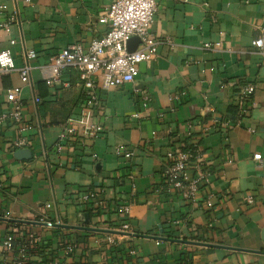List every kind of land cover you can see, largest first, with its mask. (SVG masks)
Returning a JSON list of instances; mask_svg holds the SVG:
<instances>
[{
	"label": "crops",
	"instance_id": "obj_1",
	"mask_svg": "<svg viewBox=\"0 0 264 264\" xmlns=\"http://www.w3.org/2000/svg\"><path fill=\"white\" fill-rule=\"evenodd\" d=\"M113 1L0 0L6 6L0 24L13 18L9 32L0 27V51L10 48L17 68L25 51L37 55L27 84L17 71L0 73V114L12 88L21 89L22 106L21 122H0V264L18 261L23 245V264H125L128 246L140 264H264V54L251 44L264 29V0H156L150 33L170 44L139 64L134 82L98 90L93 120L103 131L85 137L77 123L83 101L78 71L68 67L61 84L49 86L42 64L102 37L107 28L99 16ZM214 42L221 48H203ZM247 84L254 92L241 101L238 88ZM69 126L77 129L72 136ZM186 144L199 150L210 173L194 199L163 177L166 153ZM256 153L261 164L253 160ZM188 172L195 176L194 161ZM87 190L108 203L98 213L100 229L122 221L115 211L122 202L130 206L126 219L134 233L167 240L115 236L117 246L109 247L110 234L6 221L44 218L94 228L97 210L89 216L79 201ZM8 235L14 248L5 253ZM66 243L76 245L73 254H64Z\"/></svg>",
	"mask_w": 264,
	"mask_h": 264
},
{
	"label": "built area",
	"instance_id": "obj_2",
	"mask_svg": "<svg viewBox=\"0 0 264 264\" xmlns=\"http://www.w3.org/2000/svg\"><path fill=\"white\" fill-rule=\"evenodd\" d=\"M252 1V0H247ZM6 6L0 5V9L4 10ZM158 6L156 0H114L99 16V22L106 26L105 34L97 39H93L87 48L76 44L69 46L57 54L47 58L42 64L43 80L49 86L61 84L62 73L68 68H75L79 73L82 83L83 101L82 110L77 120L80 126V133L85 137H96L103 131L102 126L98 122H94V110L99 106L98 90H108L129 84L135 81L139 74V64L155 58L157 49L162 44H170V41L163 38H157L150 33V29L154 22ZM13 18L7 22L0 24V27L6 31H10V23ZM132 37L139 39V44L133 52L127 51V42ZM11 45L14 41L10 42ZM252 46L264 54V29L261 34L251 42ZM221 42L204 43V49H220ZM37 55L33 50L25 51L23 54L24 62L20 67L15 66L14 57L10 48L0 51V73L7 74L12 71L19 73L20 80L23 84L29 82L31 66L29 62L36 59ZM254 92V86L247 84L238 88V99L244 101ZM21 89L18 87L10 89L6 94L8 108L6 112L0 114V122L6 119H13L15 122L22 121L21 106ZM35 102L39 103L40 98H35ZM246 112V107L243 108ZM77 129L69 126L66 130L68 136L75 134ZM189 134V133H188ZM64 131L59 135V141L64 140ZM18 146H23V141L17 142ZM58 149L61 145H57ZM125 158L132 155L130 151L121 152ZM194 159L195 176L190 177L188 168ZM166 167L163 173L164 181L169 188L180 189L186 199H194L201 184L210 182V173L201 167V155L198 149L193 147L191 150H182L180 148H171L166 153ZM253 160L258 164L262 162V156L259 153L253 155ZM134 188V184H131ZM1 189V186H0ZM79 201L89 208L99 209L105 207V203L98 199V192L87 190L81 194ZM251 202V198H247ZM209 204V203H208ZM50 207V205H47ZM129 205L120 202L116 211L122 220L115 222L117 228H111L117 232L131 233L130 224L127 222L126 216L129 213ZM40 223H47L45 227H54L52 224L41 218L37 220ZM102 219L98 213L94 212L93 227L100 228ZM56 224L62 225L60 221ZM57 228V227H56ZM115 236L107 235L105 243L109 247L117 246ZM2 248L5 253H9L14 248V238L8 235L3 241ZM76 245L66 243L63 247L64 254H73ZM26 246L19 248V260L11 264H23L27 259ZM138 252L134 247H127V257L130 259L129 264H140L137 257ZM2 264V263H1ZM47 264H62L56 259L51 260ZM125 264L126 263L125 261Z\"/></svg>",
	"mask_w": 264,
	"mask_h": 264
},
{
	"label": "water",
	"instance_id": "obj_3",
	"mask_svg": "<svg viewBox=\"0 0 264 264\" xmlns=\"http://www.w3.org/2000/svg\"><path fill=\"white\" fill-rule=\"evenodd\" d=\"M138 44H139V39L137 37L130 38V40L127 42V51L130 53L133 52L137 48ZM26 153H28L27 150L18 151L19 155H25ZM85 217L87 218V216H85ZM3 220H6V219H3ZM6 221L14 222V223H21V224L40 225V226H47L48 225L47 223H40L37 221H24V220H13V219H8ZM52 226L57 227V228L78 229V230L92 231V232H97V233H106V234L119 235V236L146 237V238H150V239L163 240V241L167 240V239H163V238L143 236V235H139L137 233H134V234L123 233V232H117L114 230H107V229H100V228L72 227V226H68V225H59V224H55ZM175 241L180 242V243L189 244V245H199V246H204V247H216V248L221 247V246H216V245L197 243V242H188V241H182V240H175Z\"/></svg>",
	"mask_w": 264,
	"mask_h": 264
},
{
	"label": "trees",
	"instance_id": "obj_4",
	"mask_svg": "<svg viewBox=\"0 0 264 264\" xmlns=\"http://www.w3.org/2000/svg\"><path fill=\"white\" fill-rule=\"evenodd\" d=\"M182 150H191V149H193V147H192V145H189V144H186L183 148H181ZM192 161H194V159H192ZM120 203V202H119ZM119 203H117V204H115V211H116V207H117V205L119 204ZM105 208H108V203L105 205ZM93 209L92 208H86V210H84V213H87L89 216H92V213H93V211H92ZM97 210V212L96 213H102L103 212V210H102V208H97L96 209ZM117 213V212H116ZM117 225L118 224H115V223H113V225L112 226H110L111 228H117ZM56 230H59V229H56ZM122 258V260H126V263H130V259L125 255V256H123V257H121ZM116 260V259H115ZM118 260V259H117ZM190 262V260H183V262H182V264H190L189 263Z\"/></svg>",
	"mask_w": 264,
	"mask_h": 264
}]
</instances>
